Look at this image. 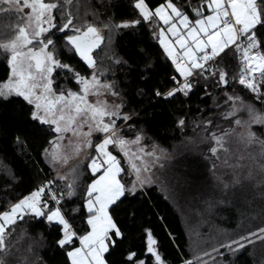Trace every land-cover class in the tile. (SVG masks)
<instances>
[{"label": "snow or ice", "instance_id": "1", "mask_svg": "<svg viewBox=\"0 0 264 264\" xmlns=\"http://www.w3.org/2000/svg\"><path fill=\"white\" fill-rule=\"evenodd\" d=\"M129 6L135 18L117 23L113 15L100 21L93 13L94 19L89 22L78 11L70 10V0H0V14L16 16V23L7 26L6 38L0 39V54L6 56L8 68L7 78L0 82V104H10V98H15L21 115L27 112L25 123L32 126L35 134L50 137L38 156L51 166L66 163L65 148L70 146L78 165L70 175L56 177L58 190L52 179L46 180L0 210V264H6L5 257L10 254L8 230L26 216L42 219L49 230L57 229L54 234L49 233L54 237L51 247L53 252L59 249L63 253L65 264H168L153 229L134 230V226L143 223L134 211L128 223L116 215L126 200H143L151 185V177L144 173L157 164L163 167L161 161L172 160L155 144L152 151L140 147L145 139L144 129L133 124L139 119V111H124L129 101L124 99L120 82L106 78L109 71L115 77L117 69L125 77L135 74L144 82L151 78L146 74L153 71L152 63L137 71L135 62L129 63L130 57L113 51V40L121 30H134L142 23L150 25L152 39L159 44L174 72L170 77L173 86L165 91L154 89L152 97L168 100L182 95L187 99L203 86V97L211 98V105H198L197 110L201 114L215 110L214 114L206 119L197 118L194 126L203 128L202 142L211 144L207 154L200 155L215 158L212 206H227L238 195L247 194L246 184L254 179L253 173L250 170L244 175L238 171L243 167L239 163L242 157L229 164L226 144L236 128H244L242 140L264 145L250 127H264V113L246 104L235 91L226 90L233 87L227 69L238 63V80L235 76L232 79L264 104V0H197L195 4L192 0L187 4L163 0L154 8L146 0H130ZM56 13L60 23L56 22ZM58 35H63L59 46ZM101 48L105 50L103 56L99 55ZM65 52L69 57H77L87 73L81 74L75 65L65 62ZM135 54L146 58L143 50ZM105 63L108 66L101 67ZM69 83L75 90L67 86ZM210 83L215 84L219 96L207 91ZM137 95L143 96L144 90ZM117 100L120 102L116 103ZM241 110L247 111V120L237 118ZM217 119L231 120L233 127L222 129L216 124ZM187 120V115L177 119L181 131ZM13 143L21 155H28L26 137L17 134ZM111 149H118L123 155L127 169ZM221 152L226 154L223 166L232 170L228 181L216 175L215 161L221 159ZM126 171L134 178L125 179ZM260 171L264 174V165H260ZM11 179L15 180L14 174ZM182 179L189 187L207 183L197 168L187 171ZM258 184L264 185V178ZM73 200L77 201L74 206L64 207ZM77 216L81 227H86L82 234L73 223ZM258 233L250 232L212 248L211 253L203 254L209 257L206 264H232L252 237L264 240V229ZM38 235L42 240L43 233ZM115 254H120L121 259L110 261L109 257ZM225 256L231 259L225 260ZM181 264L194 261L185 259Z\"/></svg>", "mask_w": 264, "mask_h": 264}, {"label": "trees", "instance_id": "2", "mask_svg": "<svg viewBox=\"0 0 264 264\" xmlns=\"http://www.w3.org/2000/svg\"><path fill=\"white\" fill-rule=\"evenodd\" d=\"M146 2L154 8L163 0H146ZM173 2L187 4L188 0H173ZM129 3L130 0H70V10L78 11L79 15L89 22L94 19L93 13L98 15L100 21H107L114 15L115 22L118 23L123 19L135 18ZM195 3L197 0H192V4ZM77 5H79L78 8ZM56 22L60 23L59 13H56ZM15 23L16 16L14 14H0V39L6 38L9 32L7 26ZM62 40L63 35H58V46ZM138 50H143L146 58L137 56L135 53ZM98 51L100 56L105 54L103 48ZM113 51L118 55L130 57L129 63L135 62L137 71L146 63L154 65L153 71L146 74L151 76L146 82L137 79L135 74L125 77L121 74L120 69L116 70L115 77L112 76L111 71L106 76L109 80L117 79L120 82L124 99L129 101L124 111H139V119H135L133 124L143 127L146 137H151L167 153L172 151L174 146L182 143L183 149L189 155L177 160L178 169L187 172L192 168H197L207 179V186L204 188L207 190L211 187L212 189V184L208 180L211 179L209 174H212V164L203 155H200L201 152L206 153L211 144L202 142L204 130L202 127L194 126V121L197 118L206 119L215 112V110L204 111L201 114L197 110L198 105L204 107L205 104L211 105L212 103L210 97H203L204 87L198 88L187 99L182 95L168 100L152 97L154 89L160 88L161 91H165L173 86L170 77L174 72L159 44L152 39L151 27L147 23H142L134 30H121L113 40ZM108 54L111 55V53ZM63 59L65 62L75 65L81 74L87 73L86 66L77 57H69L65 52ZM107 66L105 63L101 67ZM227 70L233 87L226 90L230 93L235 91L246 104H251L257 112L264 113V104L257 101L253 94L232 79L235 76L238 80V63L231 64ZM7 74L6 56L0 54V81L4 80ZM129 80L131 83H128ZM68 85L74 87L71 83ZM140 90H144L143 96L137 95ZM207 91L217 96L221 94L215 91L214 83L209 84ZM10 99L12 103L0 104V210H4L10 202H15L21 195L27 194L46 180L52 179L54 187L59 189V181L53 175V170L46 164L43 157L37 155L41 147L46 146L50 137L35 134L32 126L25 123L27 112L21 115V109L16 103V99ZM185 115L188 116V120L186 127L181 131L177 127L176 121ZM247 116L246 110L237 113V118L241 120H246ZM216 124L222 129L233 127L231 120L217 119ZM250 127L257 134L258 140L264 141V127L259 125ZM235 131L242 132L241 128H236ZM17 134L27 138L28 155H21L20 149L15 147L13 140ZM111 150L122 161V167L127 169L119 151ZM248 150L256 153L257 157L254 158L253 163L260 170V165H264V145L252 142ZM77 166L76 160L61 169L60 175H70L72 168ZM207 173L209 174L207 175ZM12 174L15 175V180L11 179ZM124 176L129 180L134 178L130 177L127 171ZM261 179H253L248 182L246 184L247 194L238 195V198L227 206H212L214 205L212 197L209 201L199 203L197 205L199 213L201 211L206 213L203 214L205 222L200 227L195 226L193 229L190 228V220L186 221L185 215L180 212L179 207L172 203L154 184L149 186L142 201L139 197L126 200L116 215L118 219L128 223V217L134 211L137 220L143 221V223L134 226V230L139 232L141 228L153 229L161 244V253L168 264H181V260L185 259L193 260L194 264H206L209 257H205L202 252L211 253L212 248H218L220 244L236 240L245 232L264 229V185L258 184ZM76 203L77 201L73 200L71 204H65L64 207L70 209ZM73 223L81 234L86 230V227H81L80 216H77ZM8 231L11 234L7 236V240L11 247L10 254L5 257L6 264H65L66 257L63 253L59 249L53 252L51 247L54 243L52 234L57 229L49 230L42 219L36 220L32 216H26L23 221H18L15 227ZM50 231L52 234H49ZM40 233H43L42 240L38 235ZM205 236H207L206 239L212 238L214 242H205L203 239ZM251 241L250 244L246 243L245 247L236 254L232 264H264V240L252 237ZM141 251L143 250L141 249ZM120 259V254L109 257L110 261H119ZM216 259L219 261V257ZM229 259H231L230 256H225V260Z\"/></svg>", "mask_w": 264, "mask_h": 264}, {"label": "rangeland", "instance_id": "3", "mask_svg": "<svg viewBox=\"0 0 264 264\" xmlns=\"http://www.w3.org/2000/svg\"><path fill=\"white\" fill-rule=\"evenodd\" d=\"M4 80L0 82H3ZM67 86L72 87L70 85H67ZM72 88L75 90L74 87ZM119 102H120L119 100L116 101V103H119ZM246 118L248 119V116ZM241 131L242 132L240 133H237L235 131L234 135H232V137L230 138L231 141L229 139V142L226 144V147L229 149V152L227 153L228 162L229 164L237 163V158L242 157L243 159L239 160V163L243 165V167L239 168L238 171L242 172V174L244 175H247L248 172L251 170L253 173L254 179L258 180V178H264V174H262L260 170H258V167L256 166V164L253 163L254 158L257 157L256 153L248 150V148L251 147L252 143H248L246 140H242L240 138V134L243 133L245 129L241 128ZM127 135L131 136L132 134H127ZM144 135H145V139L140 145V147H143L146 151H152V146L155 144L158 147V149H163L151 137H146L145 133ZM63 143L67 145V141ZM135 150L136 149L133 148V151ZM65 154L68 156L67 162L65 163L61 161L55 166H51L50 163L45 161V159L43 158L46 164L53 170V175L56 177L60 175L61 169H63L64 167L68 165H71L72 163H74V161L77 160V157L73 154L72 148L70 146L65 148ZM156 154L159 155L160 153L157 152ZM168 154H170L172 157L171 161H161V163H163V167H160L159 164H157L156 167L152 168L150 172L144 173V175L150 176L151 185L154 184L156 187H158V189L162 193H164V195L167 196L171 200L172 203H174L175 205L179 207L180 212L184 213L186 221L188 219L190 220L191 229H193L195 226L200 227L205 222L204 221L205 217L203 215L205 212L201 211L199 213V208L197 205L201 202L209 201L210 197H212L211 195L212 189L210 187L206 190L204 188L205 186H207L206 184H201L200 186H197V187H189L187 184L184 183L182 177L186 172L185 171L183 172L182 170L178 169L177 160L179 158H184L185 156L189 155V153L185 149H183L182 143H180V145L174 146L173 150L169 151ZM120 155L123 158V155L122 154ZM220 156H221V159L218 161H215V163L217 164L216 175L222 176L225 179V181H228L231 179L232 170L230 168L223 166L222 164V161L225 159L226 154L221 152ZM207 160H209L211 164L213 165V161L215 160V158L210 157ZM148 161H149V158L145 157V162H148ZM208 174L209 173H207V175ZM209 175L211 176V179H208V180L211 184H213L214 181L212 179V174H209ZM217 197L219 198L218 193H217ZM196 211L198 212V214ZM248 233L245 232L244 236H247ZM251 233L259 234L258 231L255 232V230L251 231ZM207 236L203 238L204 241L208 243H213L214 240L212 238L206 239ZM202 254H204V252H202Z\"/></svg>", "mask_w": 264, "mask_h": 264}]
</instances>
